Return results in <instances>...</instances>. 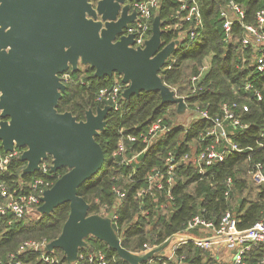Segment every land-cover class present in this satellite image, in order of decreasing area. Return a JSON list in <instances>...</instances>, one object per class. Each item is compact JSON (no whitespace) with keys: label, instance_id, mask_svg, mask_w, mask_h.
Returning a JSON list of instances; mask_svg holds the SVG:
<instances>
[{"label":"trees","instance_id":"1","mask_svg":"<svg viewBox=\"0 0 264 264\" xmlns=\"http://www.w3.org/2000/svg\"><path fill=\"white\" fill-rule=\"evenodd\" d=\"M237 1L245 8L249 21H255L256 11L264 5L263 0ZM217 9L216 1H205L207 23L201 39L182 40L160 73L164 82L175 88L178 95L184 96L188 114L196 105L208 108L214 116L220 113V106L224 101L247 102L250 109L242 111L241 117L249 126L232 134L233 140L245 149L227 153L224 160L208 166L204 173L199 172L193 163L182 164L179 168L180 177H177L173 188L175 206L172 209L159 205L166 201L164 192H157V201L150 194L137 197V189L145 184L151 166L162 163L168 149L182 153L191 151L196 144L200 148L199 132L212 125L211 120L193 119L185 127L186 121L183 117H178L176 104L162 103L159 91H141L129 99L124 98L122 109H112L109 112L105 129L96 136L104 149V164L78 188V193L90 204L89 213H97L104 204L114 202V185L125 191L117 209L118 232L123 246L135 253H142L146 248L145 243L154 246L164 242L172 233L183 228L193 214L202 211V207H206L204 216L214 221H218L230 209L237 217L240 229L251 227L264 217V185L257 183L250 172L253 161L264 164V100L243 98V83L250 69L237 67L241 61L237 53L240 34L236 30L234 40L237 45L224 42ZM167 10L168 7L161 9L163 17ZM175 37V32L163 31L162 46ZM211 52H215L212 67L200 84L201 88L193 92L191 77L199 72L205 56ZM94 71L89 65L81 66L77 71H67L70 77L65 81L66 89L58 103L59 111H71L81 120L85 118L88 108L95 110L101 105L95 100L96 94L100 88L111 86L114 77H97ZM158 117H163L172 125L169 137L164 143L153 146L148 153L139 157L135 172L131 167L120 165L118 162L121 156L115 155L120 140L127 141L128 134H138ZM207 141L209 138L203 144ZM129 155L130 152H127V156ZM48 161H52L51 156ZM25 165L26 162L18 155L3 176L4 179L17 187L20 180L26 182L40 174L39 171L24 174ZM66 171L67 168L62 167L54 172V182ZM229 178L231 184L228 183ZM254 188H257V192L252 196L250 194ZM69 211L70 205L65 202L51 213L41 214L36 219L17 218L11 214L0 216V264H8L11 253L21 259V264H58L44 261L40 251L28 250L17 254V250L26 239L51 241L58 237ZM85 239L89 246L80 248L79 253L103 249L109 256H116V260L108 264H128L104 241L92 235ZM188 250L199 264H207L203 262V258L208 256L207 251L192 245ZM263 251V245L253 246L245 256L249 264H257ZM46 253L56 255L61 262L69 264L60 248Z\"/></svg>","mask_w":264,"mask_h":264},{"label":"water","instance_id":"2","mask_svg":"<svg viewBox=\"0 0 264 264\" xmlns=\"http://www.w3.org/2000/svg\"><path fill=\"white\" fill-rule=\"evenodd\" d=\"M125 0H0V150L22 148L24 174L39 170L51 156L52 172L63 173L41 195V214L68 202L69 215L58 237L43 248L63 250L69 264L92 235L104 241L128 264H142L163 250L171 238L144 253L123 246L110 217L89 213L90 204L79 186L97 173L105 154L96 136L107 125L110 105L88 108L78 120L71 111H59L66 89L61 74L81 66L94 68L97 77L122 76L123 97L141 91H159L162 103L176 104L187 113L185 98L164 82L160 71L180 43L162 46L163 21L156 11L152 34L144 46L134 47V34H124L137 13H128ZM124 4V5H123Z\"/></svg>","mask_w":264,"mask_h":264},{"label":"built area","instance_id":"3","mask_svg":"<svg viewBox=\"0 0 264 264\" xmlns=\"http://www.w3.org/2000/svg\"><path fill=\"white\" fill-rule=\"evenodd\" d=\"M205 1L133 0L128 13L135 11L137 17L135 21L129 22L128 26L124 28V34H134V47L144 46L146 39L152 34L156 11L161 12V9L168 7L165 17L161 14L163 31L175 32V39L180 42L186 39L199 40L207 23L204 11ZM214 1L218 4L217 13L223 30L224 42L237 45V41L234 40L236 30L240 34L237 53L241 61L237 67L250 69L243 83V98L264 100V5L256 11L255 21H249L245 8L237 0ZM214 55L215 52H211L205 56L199 72L191 77L193 92L197 88H201L200 84L212 67ZM61 77L67 81L70 74L65 72L61 74ZM113 77L111 86L100 88L95 100L101 104L99 106L110 105L111 110L118 111L123 108V91L127 87V83L122 81L121 75L114 74ZM249 109L247 102L224 101L220 106V113L213 116L208 108L196 105L188 114L185 127H188L190 120L193 119L212 121L210 127L199 132L201 147L198 148L196 144L191 151L182 153L168 149L162 163L151 166L146 175L145 184L137 189V197L150 194L155 196L157 201V192H164L166 201L160 202V207L174 208L173 188L177 177H180L179 168L182 164L193 163L199 172L204 173L208 166L224 160L227 153L245 149L233 140L232 134L249 126L241 117L242 111L246 112ZM171 131L172 125L167 123L163 117H158L138 134H128L127 141L120 140L115 151V155L121 156L118 163L131 167L135 172L137 170L135 164L139 161V157L148 153L153 146L164 143ZM208 138L209 141L203 144ZM134 145H137L136 148H133ZM22 151V148H15L7 152L0 150V216L11 214L17 218L36 219L41 215L38 211V207L42 203L41 195L54 183V172L50 168L52 161H48V158L44 159L37 170L40 172L38 176L26 182L20 180L18 186L13 187L3 176L9 170L12 161L18 155L21 156ZM127 152H130L129 156H127ZM250 169L257 183L264 185V164L261 161H253ZM228 183L231 184L230 178ZM113 189L115 192L114 202L104 204L97 213L110 217L112 226L120 237L117 209L125 191L116 185L113 186ZM228 192L229 190L226 194ZM201 210L193 214L185 222L183 228L167 237L171 240L163 250L155 253L145 262L147 264H199L193 258L192 252L188 250L192 245L208 252V256L203 258V262L207 264H211V261H213L212 264H249L245 257L246 253L255 245L261 244L264 247V217L251 227L240 229L237 217L230 209H227L218 221L204 216L203 212L206 211V207H202ZM48 242L45 239H26L20 243L17 254L28 250L40 251L44 261L64 264L56 255L46 253L43 247ZM157 245L145 243L146 248L142 253ZM112 260H116L115 255L109 256L107 251L96 249L79 253L78 260L74 264H108ZM21 263V259L17 258L15 253L10 254L8 264ZM257 264H264V251Z\"/></svg>","mask_w":264,"mask_h":264},{"label":"rangeland","instance_id":"4","mask_svg":"<svg viewBox=\"0 0 264 264\" xmlns=\"http://www.w3.org/2000/svg\"><path fill=\"white\" fill-rule=\"evenodd\" d=\"M187 116H188V113H186V115L183 117L185 121L187 120ZM256 192H257V188H254V190L252 191V194L250 195L255 196Z\"/></svg>","mask_w":264,"mask_h":264},{"label":"flooded vegetation","instance_id":"5","mask_svg":"<svg viewBox=\"0 0 264 264\" xmlns=\"http://www.w3.org/2000/svg\"><path fill=\"white\" fill-rule=\"evenodd\" d=\"M132 1H133V0H125V3H129V4H131Z\"/></svg>","mask_w":264,"mask_h":264}]
</instances>
